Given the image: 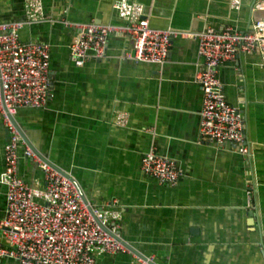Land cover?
<instances>
[{"label": "crops", "instance_id": "crops-1", "mask_svg": "<svg viewBox=\"0 0 264 264\" xmlns=\"http://www.w3.org/2000/svg\"><path fill=\"white\" fill-rule=\"evenodd\" d=\"M120 0H43L54 22L20 31L24 43L51 47L52 95L43 109L14 117L22 136L19 174L34 189L45 187L41 168L25 155L29 146L68 174L87 203L119 215L120 240L131 250L100 256L105 264H264V67L259 52L239 54L219 69L227 101L246 121L249 156L234 144L199 141L203 67L198 41L177 39L164 65L137 63L133 41L110 37L106 58L78 66L70 57L75 33L61 19L121 25ZM145 8L152 28L200 33L231 27L251 33L264 20V0H127ZM26 19L25 0H0L2 22ZM127 117L125 126L117 123ZM10 132L0 119V223L7 188L1 182ZM155 150L176 161L177 186L145 176L143 157ZM0 243L5 239L0 230ZM0 264H20L2 259Z\"/></svg>", "mask_w": 264, "mask_h": 264}, {"label": "built area", "instance_id": "built-area-1", "mask_svg": "<svg viewBox=\"0 0 264 264\" xmlns=\"http://www.w3.org/2000/svg\"><path fill=\"white\" fill-rule=\"evenodd\" d=\"M235 9L240 1L233 2ZM121 25L81 23L60 20L75 36L70 57L78 66L106 58L111 36L133 41L137 63L164 65L172 43L177 39L198 41L203 67L195 82L203 91V108L199 141L217 147L234 144L239 152L250 155L247 146L246 121L241 111L226 99L219 69L235 62L239 54L259 52L264 67V20L243 33L228 28L209 27L200 33L159 30L151 27L145 8L120 0L114 5ZM263 10L264 4L259 5ZM26 19L22 22L0 20V119L10 132L5 147V170L1 182L7 188L6 216L0 223L5 244L0 243V260L12 259L20 264H105L100 256H113L130 249L120 240L119 215L107 208L84 201L77 185L69 177L38 156L29 146L25 155L36 163L45 176V187L34 189L19 174L21 132L14 121L20 109H43L52 95L50 73L51 47L48 44L20 40L27 25L54 22L44 12L43 0H25ZM264 102V100H263ZM125 126L127 117L117 118ZM141 170L162 185L175 187L182 176L178 163L150 151L142 159ZM139 264H154V258L138 259Z\"/></svg>", "mask_w": 264, "mask_h": 264}, {"label": "water", "instance_id": "water-1", "mask_svg": "<svg viewBox=\"0 0 264 264\" xmlns=\"http://www.w3.org/2000/svg\"><path fill=\"white\" fill-rule=\"evenodd\" d=\"M262 21V20H261ZM258 22V21H257ZM60 171V170H59ZM61 172V171H60ZM64 175H66L67 177H69L71 180H73L68 174H66V173H64V172H62ZM74 181V180H73ZM74 183L76 184V182L74 181ZM77 185V184H76ZM77 188H78V190H79V192H81V190L79 189V187L77 186ZM82 194V193H81ZM83 197V196H82ZM84 199V201L85 202H87L86 201V199L85 198H83ZM262 247H263V251H264V244L262 245Z\"/></svg>", "mask_w": 264, "mask_h": 264}]
</instances>
